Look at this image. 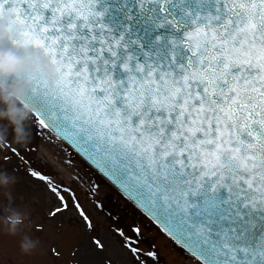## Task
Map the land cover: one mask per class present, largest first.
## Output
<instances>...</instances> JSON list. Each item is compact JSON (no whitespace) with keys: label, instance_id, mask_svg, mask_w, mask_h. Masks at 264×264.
<instances>
[{"label":"snow or ice","instance_id":"obj_1","mask_svg":"<svg viewBox=\"0 0 264 264\" xmlns=\"http://www.w3.org/2000/svg\"><path fill=\"white\" fill-rule=\"evenodd\" d=\"M5 19L11 46L56 70L28 76L34 135L59 136L196 264H264V0H0ZM22 155L5 147L0 168Z\"/></svg>","mask_w":264,"mask_h":264},{"label":"rangeland","instance_id":"obj_2","mask_svg":"<svg viewBox=\"0 0 264 264\" xmlns=\"http://www.w3.org/2000/svg\"><path fill=\"white\" fill-rule=\"evenodd\" d=\"M12 107L21 106L13 97H9L4 106L5 112ZM16 119H19L17 114ZM0 125V138L3 140L4 149L20 146L23 151L27 144L17 143L16 140H27L30 151L31 144L37 147L31 154L39 164L38 167L56 172L54 165L47 158L52 159L65 166L62 165V170L68 176L70 173L88 186L85 194L78 199V204L82 206L93 225L85 226L77 208L71 205V195L61 192L64 197L62 202L56 193L50 191V188L59 189L55 184L46 181L44 186L35 181V177L26 175L24 170L13 168L16 161L13 159L7 167L0 168V264H96L101 256L110 258L112 264H137V260H140L141 264H154V261L157 264H196L193 257L180 251L165 234L110 185L94 173L85 171L77 155L54 136L46 134L47 130L41 129L38 139V136L34 135L33 126L29 128L24 122L23 133L17 137L16 125L6 115L0 116ZM25 168L37 171L33 167ZM62 203L70 207L61 210V214L52 218L49 213L60 209ZM14 214L22 217L16 235L9 233L6 223V218ZM136 228L140 229L138 238L134 231ZM121 231L126 236L134 237L131 244L138 245L136 253L148 255L141 257L128 251L124 238L119 234ZM24 235L39 241L36 249L28 254L20 248ZM94 240L104 242L105 249L102 252L97 250ZM49 249L61 252L59 259H54ZM155 253H158V257Z\"/></svg>","mask_w":264,"mask_h":264},{"label":"clouds","instance_id":"obj_3","mask_svg":"<svg viewBox=\"0 0 264 264\" xmlns=\"http://www.w3.org/2000/svg\"><path fill=\"white\" fill-rule=\"evenodd\" d=\"M9 23L7 19L0 21V116L6 115L15 125L17 137L22 135V124L25 120L29 119L30 114L33 112V105L26 103L27 94V81L14 80L8 86L4 83V77H18L25 74L35 73L38 69L41 76L48 80L53 81L56 77V70L52 63L44 56L43 52L38 48H31L30 52L33 54L30 58L25 57L23 54H18L11 48L4 47V41L9 36ZM13 33L18 31V26L15 23L10 25ZM9 97H15L16 101L22 105L21 108H10L5 112L4 106L7 104ZM19 113V119H16V114ZM17 143H26L19 138ZM22 222V217L18 214L8 216L6 223L8 224V231L12 235L17 234V226ZM39 244L38 240H33L28 235L22 237L20 248L21 251L28 254L36 249Z\"/></svg>","mask_w":264,"mask_h":264},{"label":"water","instance_id":"obj_4","mask_svg":"<svg viewBox=\"0 0 264 264\" xmlns=\"http://www.w3.org/2000/svg\"><path fill=\"white\" fill-rule=\"evenodd\" d=\"M8 31H9V36L4 41L3 46L4 47H7V48H11L13 51L17 52L18 54H23L25 57L30 58L33 55L30 52V49L31 48L19 49V48H16V47L11 46V44L9 43V38L13 34V32L11 31V28H8ZM36 73L40 74V72H39L38 69L36 70L35 73H32V74H36ZM32 74H25V75H21V76H18V77H4L3 79H4V83H5L6 86L10 85L12 83V81H14V80H25V81H27V94H26V98H25L27 100V96H28V92H29V87H30L29 80H28V76L29 75H32Z\"/></svg>","mask_w":264,"mask_h":264}]
</instances>
